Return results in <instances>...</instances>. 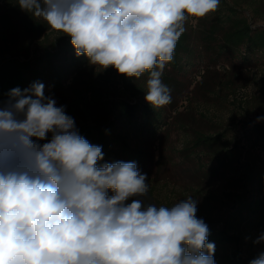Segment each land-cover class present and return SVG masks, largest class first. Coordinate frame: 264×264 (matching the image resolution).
Returning a JSON list of instances; mask_svg holds the SVG:
<instances>
[{
  "label": "clouds",
  "instance_id": "9594fccd",
  "mask_svg": "<svg viewBox=\"0 0 264 264\" xmlns=\"http://www.w3.org/2000/svg\"><path fill=\"white\" fill-rule=\"evenodd\" d=\"M17 4L69 36L90 65L128 78L147 73L145 100L161 108L172 100L161 76L186 22L216 12L220 0ZM103 159L42 83L10 90L0 103V264H215L197 199L146 204L147 175L136 163ZM249 264H264V252Z\"/></svg>",
  "mask_w": 264,
  "mask_h": 264
},
{
  "label": "rangeland",
  "instance_id": "374dc122",
  "mask_svg": "<svg viewBox=\"0 0 264 264\" xmlns=\"http://www.w3.org/2000/svg\"><path fill=\"white\" fill-rule=\"evenodd\" d=\"M225 1L252 29L264 28V0ZM217 11L198 22L193 18L186 22L188 52L175 68L168 63L163 71L161 80L171 89L172 100L161 108H153L145 100L147 73L122 79L114 68H96L85 56L63 50L57 40L67 37L62 33L47 29L35 37L28 28L42 20L22 11L18 4L0 0V29L4 19L13 21L18 37L13 54L30 63L41 59L39 69L44 77L39 83L44 85L45 95L53 96L57 106H65L77 129L92 115L113 118L105 106L89 110L94 91H99L103 101L135 99L148 104L152 113H159V118L150 116L154 123L148 131L127 136L130 148L142 154L140 158H130L112 144L104 150L105 160L136 163L140 173L147 175L149 192L141 198L146 204L170 207L191 196L198 200L197 217L208 226L220 230L224 224L236 225L229 235L239 236L241 258L250 261L264 252V241L255 243L264 234V225L252 216L250 208L243 209L240 217L238 201L241 197L264 198L260 184L264 141L255 146L250 131L254 124L264 126V120L257 121L264 116V51H247L245 47L221 51L218 34L216 41H203L202 33L219 15ZM44 50L57 56L47 60ZM56 77L61 78V85L54 87ZM218 135L219 140L210 144L197 143L202 136ZM225 149L231 150L228 159ZM233 250V245L226 250L215 247V264H224L225 252L229 255Z\"/></svg>",
  "mask_w": 264,
  "mask_h": 264
},
{
  "label": "trees",
  "instance_id": "16d2710c",
  "mask_svg": "<svg viewBox=\"0 0 264 264\" xmlns=\"http://www.w3.org/2000/svg\"><path fill=\"white\" fill-rule=\"evenodd\" d=\"M3 1L8 4H17V0ZM219 6H221L220 8L218 7L217 11L219 15L202 33L203 41H216L215 35L218 34L220 36L219 49L221 51L223 49H226V51H234L241 47H245L247 51H264V28L252 29L248 20L239 15L238 10L227 4L225 0H220ZM215 13L216 12L211 13V15ZM194 28L196 27L194 26ZM28 29L35 37H40L45 34L48 27L42 21H35ZM57 40L63 45V50L75 53L69 36ZM17 45L18 37L16 26L9 18L4 19V24L0 29V103L6 102L9 99V92L11 89L18 87L23 91L32 84L40 82L44 77V72L40 71L41 68L39 69V67H41V59L38 58L32 63L21 60L17 55L13 54ZM188 45V34L184 32L176 45L173 60L169 63L173 68L182 60L181 56L188 52ZM4 55H8V57ZM54 56L57 55L44 50L45 59L48 60ZM121 78L124 79L128 77L121 75ZM54 82V87L60 86L61 78L56 77ZM91 97H93V104L88 105V107H90L89 110L97 111L100 107L105 106L113 118L110 119L106 116L100 117L98 115H92L90 116V121L84 119V123L78 127L79 134L86 138L91 144L101 146L103 154L106 148L112 144H116L121 153L129 155L130 158H140L142 154L139 150L130 148L127 136L129 133L137 134L139 132L148 131V128H150L148 127L149 124L154 123L150 116L153 114L159 118V113H152V109L148 104H142L135 99L132 101L116 99L103 101L99 91H94ZM250 131L251 134L255 135V146L257 143L260 144V141H264V126L254 124L251 126ZM123 132L125 133L123 134ZM219 137L220 135L216 137L202 136V139L199 141L197 140V143L203 142L204 144H210L213 141L219 140ZM225 151L226 159H228L231 150L225 149ZM222 159L224 160L225 158ZM99 163L101 165L107 163L105 156ZM260 184L264 186V178L260 180ZM238 204L240 206V209H238V215L240 217L243 209L250 208V212L253 214L252 216H257L258 223L264 225V198L253 201L252 199L241 197ZM233 226L236 225L224 224L220 230H216L215 226H208V242L214 243L215 247L221 250H226L228 245L234 246L233 252L229 255L225 252L224 264H249V261L241 258L239 236L229 235L230 232L236 229L232 228Z\"/></svg>",
  "mask_w": 264,
  "mask_h": 264
}]
</instances>
